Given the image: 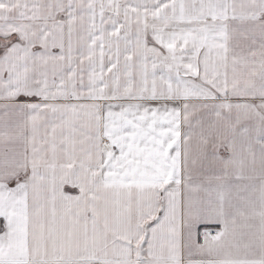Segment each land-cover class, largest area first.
<instances>
[{
    "label": "snow or ice",
    "instance_id": "1",
    "mask_svg": "<svg viewBox=\"0 0 264 264\" xmlns=\"http://www.w3.org/2000/svg\"><path fill=\"white\" fill-rule=\"evenodd\" d=\"M0 264H264V0H0Z\"/></svg>",
    "mask_w": 264,
    "mask_h": 264
}]
</instances>
